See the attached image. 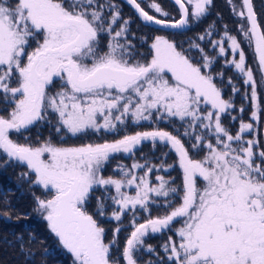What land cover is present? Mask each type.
<instances>
[{
    "label": "snow or ice",
    "instance_id": "obj_1",
    "mask_svg": "<svg viewBox=\"0 0 264 264\" xmlns=\"http://www.w3.org/2000/svg\"><path fill=\"white\" fill-rule=\"evenodd\" d=\"M126 2L145 26L184 29L190 17L199 21L206 16L212 0H173L179 19L156 0L148 4L156 15L137 0ZM232 11L247 21V26H238V32L254 46L257 70L264 80V27L252 0H241L239 9L232 4ZM130 23L112 0H0V96L5 104L14 105L10 111L3 109L6 115L0 114V151L9 161L26 165L29 171L22 177L30 179L34 174L31 183L52 193L50 198L34 196L33 210L47 222L61 248L71 254L73 264H120L111 254L115 237L106 243L105 229L86 208L97 188L105 192L97 197L99 215L104 214L108 200L114 206L111 216L115 221L132 212L133 230L121 253L125 264H138L141 251L153 253L152 245L145 247V238L170 230L178 220L183 221L174 233L178 239L169 236L161 245L171 264H264V149L259 148V140L243 137L260 119L258 84L252 67L246 65L240 40L226 25L220 39H209L220 55L226 53L224 44L228 42L233 59L226 63L234 65L244 77L243 83L250 86L245 95L253 102L252 122L241 121L232 135L221 116L234 105L222 97L214 76L202 71L210 69L214 58L199 44L191 43L190 49L202 53L203 63L195 64L174 40L155 35L151 59L135 60V46L127 39ZM214 31L210 25L196 39L204 41ZM102 35L108 37L106 50L100 46ZM57 79L61 87L50 94L48 89ZM238 91L233 86V92ZM202 105L208 106L206 112L201 111ZM49 111L57 117V133L74 137L88 130L117 133L129 119L139 125L141 121L178 118L187 122L183 135L196 141L192 148H207V153L202 159H193L179 136L159 128L67 147L50 139L33 145L11 138L10 132L19 133L46 120ZM197 128L213 136L215 143L196 134ZM145 142L153 147L157 142L170 146L178 155L183 195L175 207L170 197H176L180 189L171 186L174 181L157 176L154 186L149 179L154 169L165 167L163 164L134 161L130 167L117 165L120 178L102 175L110 157L119 153L134 156ZM137 170H144L143 175ZM198 178H202V189L197 186ZM126 188H134L135 195ZM159 198H163L161 207L171 210L153 217L149 206L159 204ZM137 210L148 213L142 223H137ZM18 240L23 250V238Z\"/></svg>",
    "mask_w": 264,
    "mask_h": 264
},
{
    "label": "trees",
    "instance_id": "obj_2",
    "mask_svg": "<svg viewBox=\"0 0 264 264\" xmlns=\"http://www.w3.org/2000/svg\"><path fill=\"white\" fill-rule=\"evenodd\" d=\"M227 7V6H226ZM225 7L224 0H213L214 12H219L224 18V23H228L231 33L234 35L236 33L235 18L232 16L231 8ZM224 9V11H221ZM132 35L130 34L129 40L131 43H136L137 39L140 38L139 34L142 33V29L137 28L135 24L131 26ZM158 32V30H154ZM224 33V32H223ZM152 41V38H151ZM144 44V43H143ZM137 45V44H136ZM140 48H146V44ZM246 50V47H245ZM137 56V55H136ZM138 57V56H137ZM247 61V60H246ZM249 66L252 67L254 73L256 71V64L252 61V54L249 53L248 59ZM238 74H236V77ZM255 76H257L255 74ZM240 85L238 86V89ZM241 95L238 94V105H242L240 102ZM245 97V96H244ZM261 103L264 105V99L261 98ZM246 108L241 112L238 110L239 120H246L248 116L246 115ZM180 121V120H179ZM227 119L225 120L226 124ZM240 126V125H239ZM140 128H159L165 131L174 133L171 120H161L153 121L151 124L141 125ZM187 127L186 121H180L181 138L184 140V144L188 148H192V144L195 143L194 137L184 136V130ZM196 134H202L201 129H196ZM247 133L243 134L245 137ZM180 137V135H179ZM191 146V147H190ZM124 160V158H121ZM176 160V154L171 150L170 146H166L162 143L157 142L155 147L148 142L144 143L142 147L135 151L133 155H126V164L131 166V164L136 161L141 164L147 162L149 166L151 165H165L162 169H154L152 173L149 174V179L152 185H156L158 182L156 180L157 176H164L165 179L172 180L174 183L172 187L180 189V192L176 197H170L175 200L173 207L180 203L179 197L183 195V172L181 171L179 165L173 164L171 161ZM160 161L162 163H160ZM171 165V167H167ZM29 170L26 165L17 162L15 160L9 161L8 157L0 151V264H73V258L70 253L63 250L59 245L58 239L52 234L47 228V222L41 219L37 212L33 209L35 207L34 196H39L45 198L49 195V191L44 190L40 186H36L31 183V180L35 179L34 174H31V178L22 177V173H26ZM144 170H137L138 175H143ZM104 177L112 176L114 178H120V173L113 169H108L102 172ZM130 195H135L134 188L124 189ZM112 194L114 189H109ZM105 192L101 188H97L93 191L90 196L86 208L87 211L94 215L98 223L105 229V242L108 243L112 241L115 237L116 243L111 249V254L113 257L120 259V264H125L122 259L121 253L125 242L129 234L131 233L132 226L130 220L132 219V212H127L120 222L115 221L111 213L114 210V206L111 201H105L104 214L99 215V209L97 207V197H103ZM160 203H153L150 207L151 216H159L170 211L171 209H165L161 207L163 203V198H159ZM7 213L11 218H7L4 214ZM148 218V213L143 210H137V223H142ZM183 222L178 220L171 225L172 230L168 233L155 235L146 240L150 242L151 245L158 247L159 243L154 242L156 239H163L165 237L172 236V238H177L174 233L177 228L181 226ZM120 228L119 233L115 232V229ZM30 236H34L35 239L30 240ZM18 237L23 238V250L21 249V243ZM148 257V254L146 255ZM154 262V261H153ZM154 264H171L168 260L163 262H154Z\"/></svg>",
    "mask_w": 264,
    "mask_h": 264
},
{
    "label": "flooded vegetation",
    "instance_id": "obj_3",
    "mask_svg": "<svg viewBox=\"0 0 264 264\" xmlns=\"http://www.w3.org/2000/svg\"><path fill=\"white\" fill-rule=\"evenodd\" d=\"M252 1L254 2L253 3V6H254L255 0H252ZM102 2H106V0H102ZM112 2L120 7L121 16L123 18L131 20V23L129 25V33H128V37H127L128 40H129L130 34L132 35V30H131L132 24H135L137 26V28L142 29V33L139 34L140 38L137 39L136 43H133V45L135 46L133 58L138 56L137 60H140V61H146V60L151 59V49H150V45L152 43L151 35H153V36L155 35L154 30H158V32L160 33L159 35H165L169 39L174 40L177 43L178 48L180 50H183L186 53V55L189 56V58H191L194 61V63H196V64L203 63L202 53L197 48H191L190 49L191 43L199 44L200 47L204 49V52L207 53V55L209 57L214 58L210 69H202V71L210 72L214 76V78H215L214 82L216 83L217 87L221 89L222 97L225 100L230 99L231 103L234 105V107L232 109H230L228 112H226L225 114H223L221 116V122H222L223 126H225L227 129H229V131L232 135H235L237 133V131L239 130V127H240L239 126L240 120H239L238 110L241 109V107H243V108L245 107L246 109H253V110H254V108H253V102L250 99V95L246 96L243 94V92L246 91V89L250 93V86H247L243 83L244 77L238 72V70L235 69L234 65L226 63V61H230L233 59V55H232L231 49L228 46V42L225 41V44H224L225 48L227 49V51L224 55L219 54L218 48L213 49L211 43L209 42V39L210 40H218L221 38V36H223V34H224L223 32H225V27H224L225 25L227 26V31L229 33H231V31L229 29L230 25L228 23H224V20H223L224 18L219 13L220 11L218 13L214 12L213 0H212V3L208 6V13L206 14V16L202 17L199 21H194L193 18L190 17L189 18V25L186 26V28L184 30H176V31L169 30V29H160V28L155 27V26L154 27L153 26H150V27L145 26V24L140 20L139 16L136 14V12H134L133 9L128 4H126L124 1L112 0ZM137 2L140 3L141 6L145 8V10L149 11L150 14L156 15L153 10H150L148 8V4L151 2V0H137ZM156 2L160 3L162 8L164 10L168 11L169 13H171L172 16H174L176 19H179V13L177 11V7L174 5V3L171 0H156ZM224 4H225V7L227 6V7L231 8L232 16L235 17V15L233 14V11H232V4H234L233 0H232V4L229 3V0H224ZM221 11H224V9H221ZM210 25H213L214 29H215V31L213 32V35L204 41L197 40L196 37L200 34H203L206 31V29H208V27ZM119 26H120V24L117 23V25L115 27L119 28ZM107 41H108L107 35H102L100 37V46H101L102 50H106L105 46L107 44ZM143 43L146 44V48H144V49L140 48L141 46L144 45ZM32 47H35L34 42L32 44ZM235 59H237V57H235ZM246 65L249 66L248 61H246ZM236 74H238L237 77H236ZM255 74L258 75V73H255ZM256 80H257V78H256ZM229 81H231V83H229ZM13 84H15L14 81H13L12 85ZM239 85H240L239 91L234 93L233 92V86L238 88ZM58 86L60 89L61 84L57 79L54 83V86L49 88L50 89L49 93L54 94L57 90H59V89H56V88H58ZM257 92H258V102H259V99H260V101H261V98H262V100L264 99V92L261 91V88L259 85L257 88ZM238 94H240L242 96L240 99L241 100L240 102H243L242 105H238V102H239ZM1 98H2V96H0V101L2 103L3 99H1ZM207 110H208V106H205V105L201 106L202 112H206ZM51 115H52V113H51ZM233 117H235L236 119H233ZM226 119H227V121L225 124ZM56 121H57V119L55 118V116H52L49 119L48 123L38 122V123L34 124L33 126L29 127L24 132V136H25L24 139L23 138L18 139V142L22 143V144H33V145H35V144H37V142H43V141L50 139L52 141V143L59 145V144H61V142H72L74 140H79L80 141L79 144L82 145V144L88 143V142L103 143L104 141H113L116 138H120V137L124 136V134H134L136 131L153 130L152 128H149V127H147V128L136 127L135 128L136 124H133L131 119H129L127 121L129 123H126L125 126H121L117 133L105 132L103 130H101L100 132L88 130L86 133L79 134V135L74 137V136H71L70 134H66L63 131H61L60 133H57ZM128 126H130V127H128ZM172 126L174 129V135H177V136L180 135L179 138L181 139V134H180L181 129L180 130L176 129L177 127L180 128V121L178 118L172 119ZM123 129H126V130H123ZM202 134L205 135L206 142H207V140H212V142L215 143L213 136L207 134L206 132H202ZM245 138L246 137H244V140H246ZM12 139L15 140V137ZM145 143L147 144L148 142H145ZM195 143H196V141H195ZM143 145H144V143L142 145H140L138 147V149L140 147H142ZM202 149L207 150V148H202ZM127 155H130V154H127ZM121 158H124V160H121ZM171 162L175 165H178L179 163L177 162V156H176V160L171 161ZM257 162H259V160ZM160 163H162V162L160 161ZM118 164L127 165L126 164V154H118L116 156L111 157L110 160L105 164L102 172L106 171L108 169L115 170L117 168ZM165 231H166L165 233L167 234L169 230H165ZM153 236H155V235H153ZM148 238H150V237H148ZM173 239L174 240L178 239V237L173 238ZM167 240H168V238H163L161 240L156 239L154 241V242L159 243V245H158V247L153 245L155 251L151 254L147 253L148 254L147 258L149 261H154L157 263V262H163L164 260H167L166 253L163 251V249L161 247V245L164 244ZM148 245H151V243L146 242V246H148Z\"/></svg>",
    "mask_w": 264,
    "mask_h": 264
},
{
    "label": "rangeland",
    "instance_id": "obj_4",
    "mask_svg": "<svg viewBox=\"0 0 264 264\" xmlns=\"http://www.w3.org/2000/svg\"><path fill=\"white\" fill-rule=\"evenodd\" d=\"M233 3L234 5L237 7V9H239L241 7V0H233ZM254 3V2H253ZM257 7H256V6ZM255 11H256V14H257V17L259 19V22L261 24L262 27H264V0H255ZM156 14V13H155ZM235 21H236V25L234 26L235 29H236V33L234 34V36H237V38L240 40V43H241V47L243 48L244 52H245V56H246V60L248 61L249 59V53L252 54V61L254 64H256V71L258 73V75L256 76L257 78V83L258 85L260 86L261 88V91L264 92V80H261V77H260V74H259V71L257 70V63H256V58L254 56V51H253V47H250L249 46V43L247 41V39L243 38L240 33L238 32V26L241 24V23H244L245 26H247V21L244 20V21H241V19L235 15ZM217 20V19H216ZM160 33L159 32H155V35H159ZM231 34V33H230ZM154 35V36H155ZM232 35V34H231ZM151 38H153V35H151ZM245 47H246V50H245ZM30 50V49H29ZM186 54V53H185ZM237 57V60L239 59V56L238 54L235 56ZM138 57H135L133 59L137 60ZM191 59V58H190ZM192 60V59H191ZM143 62V61H142ZM192 62L194 63V61L192 60ZM249 62V61H248ZM196 64V63H195ZM60 82V84L62 83L60 80H58ZM12 86H16L15 84H13ZM56 89H59V86L58 88ZM48 91H50V89H48ZM58 91V90H57ZM243 94L245 95V91L243 92ZM2 99V98H1ZM258 102V101H257ZM259 106H260V119L258 121H255L254 122V128L252 131L250 132H246L247 134L245 135V139L248 140V139H257L259 140L260 144H259V148L260 149H264V135H263V132H264V106L261 104V101L259 99V102H258ZM14 105H11V104H5L4 102L1 103L0 101V114H3L5 115L6 113L3 111V109L7 108L9 111L11 110V108L13 107ZM244 109V108H243ZM253 111V109H247L246 110V115L248 116L247 118L245 117L246 120H244L243 122L245 123H248V122H252L251 120V112ZM51 111H49V114H48V118L46 120H43V121H40L41 123H48L49 122V119L52 117V116H55V118L57 119L56 115L52 113H50ZM129 123V122H127ZM153 123V121H141L139 125H136V127H139L141 125H147V124H151ZM241 124V123H240ZM31 127V126H30ZM130 127V126H128ZM127 129V128H126ZM126 129H123V130H126ZM26 130H21V132L17 133V132H10V136L12 138L15 137V140L18 142V139H21L23 138L24 139V132ZM149 131V130H147ZM151 131V130H150ZM174 135V133H172ZM125 135V134H124ZM121 138V137H120ZM116 139H119V138H116ZM115 139V140H116ZM182 140V138H181ZM182 142L184 143V140H182ZM80 141L79 140H74L72 142H61V144H59L58 146H79L81 144H79ZM88 143H95V142H88ZM86 144V143H84ZM185 145V144H184ZM139 147V146H138ZM186 147V146H185ZM191 147V146H190ZM188 148V147H186ZM172 151H174L173 149H171ZM189 150V155L193 158V159H202L204 157V155H206L207 153V150H203L202 148L201 149H193V148H188ZM175 152V151H174ZM119 154H124V153H119ZM176 154V152H175ZM118 154H115L113 156H116ZM127 155V154H126ZM112 156V157H113ZM177 156V162L179 163V158H178V155L176 154ZM111 158V157H110ZM179 165V164H178ZM180 167V166H179ZM181 169V168H180ZM182 171V169H181ZM107 178V177H106ZM197 186L199 188H203L204 184H203V181H202V178H198L197 180ZM41 187V186H40ZM52 195V193L49 191V195L45 198H50V196ZM44 198V197H43ZM39 217L41 219L42 216L38 213ZM181 222H183L181 220ZM172 228V227H171ZM170 228V230H172ZM166 231L162 232V233H157V234H152V235H149L148 237H152L153 235H163ZM148 237L145 238L144 240V245L145 247L146 246V240L148 239ZM167 238V237H165ZM147 253L144 252V251H141L139 253H137V258H138V264H147V262L149 261L148 258L146 257Z\"/></svg>",
    "mask_w": 264,
    "mask_h": 264
},
{
    "label": "water",
    "instance_id": "obj_5",
    "mask_svg": "<svg viewBox=\"0 0 264 264\" xmlns=\"http://www.w3.org/2000/svg\"><path fill=\"white\" fill-rule=\"evenodd\" d=\"M122 1H124L126 4H128L127 2H126V0H122ZM172 2H173V0H171ZM252 4H253V1H252ZM129 5V4H128ZM130 6V5H129ZM131 7V6H130ZM132 9H133V7H131ZM253 8H254V11H255V6H253ZM133 11L134 12H136L134 9H133ZM256 12V11H255ZM137 14V13H136ZM138 15V14H137ZM257 15V14H256ZM257 19H258V17H257ZM141 20V19H140ZM259 20V19H258ZM155 25H153V27H154ZM155 27H158V28H160L159 26H155ZM186 28V27H185ZM184 28V29H185ZM184 29H169V30H173V31H176V30H184ZM263 135H264V132H263Z\"/></svg>",
    "mask_w": 264,
    "mask_h": 264
}]
</instances>
